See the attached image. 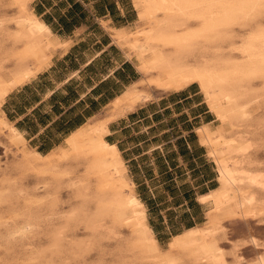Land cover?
<instances>
[{"label": "bare ground", "instance_id": "6f19581e", "mask_svg": "<svg viewBox=\"0 0 264 264\" xmlns=\"http://www.w3.org/2000/svg\"><path fill=\"white\" fill-rule=\"evenodd\" d=\"M14 1L23 9L33 0ZM134 3L137 20L126 28L112 29V39L124 51L127 60L133 62L141 79L112 102L113 113L108 116L107 122L89 120L45 155L28 148L1 112L0 125L4 124L17 140L16 145L22 148L21 158L29 168L54 176L66 168L83 166L96 175L97 189L107 197L106 204L113 206L116 214H123L132 223L137 242L145 248L160 251L146 223L144 206L127 177L120 153L116 146L105 140L108 133L106 125L134 109L133 104H143L155 100L159 94L196 85L209 112L218 122L214 128L205 124L197 132L204 139L203 147L214 164L219 186L199 196L201 204L208 205V222L201 228L186 229L183 236L194 242L205 241L224 216V211L219 208L221 203H231L241 213L253 206L257 202L256 193L264 191L263 175L225 158L224 154L231 150L225 127L235 117L243 118L240 106L247 95V84L264 77V25L260 23L251 28L239 37L237 43L232 41L226 53L220 45L229 39L234 28H246L264 17V0H134ZM15 22L24 48L21 52H14L12 60L7 57L0 60V106L9 93L35 76V59L30 52L66 47V43L58 40L33 12L16 17ZM208 49H211V54ZM214 135L217 140L211 141L208 137ZM78 150H81L80 153L71 154ZM77 183L71 180L68 186L77 187ZM80 185L76 191L88 195L90 183ZM73 216L74 213H69L68 218ZM8 222L3 226L7 227ZM45 222L48 223L47 218ZM33 229L35 225L27 222L9 230L5 237L10 241L22 240ZM62 235V228L57 229L55 240L59 248H64L62 242L65 238ZM180 240L181 236L175 235L170 243ZM249 243L255 249L258 247L252 235H249ZM61 254L62 264H69L64 249ZM256 264H264V250L256 252Z\"/></svg>", "mask_w": 264, "mask_h": 264}, {"label": "rangeland", "instance_id": "374dc122", "mask_svg": "<svg viewBox=\"0 0 264 264\" xmlns=\"http://www.w3.org/2000/svg\"><path fill=\"white\" fill-rule=\"evenodd\" d=\"M30 6L31 3L21 9L14 0H0V60L5 57L12 60L14 52L23 51L24 43L18 38L15 18L32 12ZM260 23L264 25V17L250 23L247 29L234 28L230 36L233 39L229 37L219 44L220 47L226 53L232 41L237 43L239 37ZM233 34L235 36L232 37ZM54 51L30 52L35 59L36 73L48 65ZM241 104L243 118L235 117L225 127L231 150L224 156L242 163L246 170L260 173L264 179V77L247 84V95ZM213 120L212 128L218 126V122ZM98 121L95 122H105ZM208 138L217 140L216 135ZM198 139L203 144L201 135ZM17 143L7 127L1 124L0 264H62L63 249L69 257V264H256V252L264 250V191L256 193L257 202L243 213L235 210L231 203H221L219 208L224 211V216L216 224L215 233L205 241L194 242L183 236L186 229L183 230L182 226L189 217L198 222L193 227L201 228L208 222L209 208L201 204L200 195L197 203L192 202L202 190L199 187L201 180L209 177L215 183L208 184V188L219 186L214 164L207 154L208 161L195 156L191 163H187L185 158H173L172 166L162 161L158 163L155 153L124 163L127 165V177L134 182L133 190L144 206L146 223L161 248L155 251L141 246L132 223L123 214H116L113 206L106 204L107 197L97 189L96 175L83 166L66 168L54 176L31 169L24 164L22 148ZM80 151L71 154L74 156ZM122 157L126 159L124 154ZM141 176L145 177L146 183L140 184ZM71 180L81 183H77V187H69ZM84 182L91 186L86 196L76 191ZM69 213H74L70 219ZM7 222L8 226L4 227L3 223ZM27 222L33 223L35 229L23 241H10L5 237L9 230ZM60 228L65 238L62 242L64 248H59L55 240V232ZM178 229L181 232L176 235L181 236L180 242L170 243L175 236L171 233ZM249 235L255 237L258 249L249 243Z\"/></svg>", "mask_w": 264, "mask_h": 264}, {"label": "crops", "instance_id": "0c3cea01", "mask_svg": "<svg viewBox=\"0 0 264 264\" xmlns=\"http://www.w3.org/2000/svg\"><path fill=\"white\" fill-rule=\"evenodd\" d=\"M30 7L66 47L55 50L43 70L9 93L0 112L29 148L45 155L89 120L107 122L112 102L140 81L141 74L112 39V29L133 24L137 12L134 0H33ZM194 87L133 104L134 109L107 123L105 140L116 146L125 164L153 153L158 163L171 166L173 158L208 161L197 130L214 120ZM140 178V184L146 183ZM214 183L209 177L201 180L193 201L214 189L207 187Z\"/></svg>", "mask_w": 264, "mask_h": 264}, {"label": "trees", "instance_id": "16d2710c", "mask_svg": "<svg viewBox=\"0 0 264 264\" xmlns=\"http://www.w3.org/2000/svg\"><path fill=\"white\" fill-rule=\"evenodd\" d=\"M184 153H187L186 150H185L181 155H183ZM211 188H215V187H211ZM192 202L195 203V202L193 201V199H192ZM187 216H188V214H187ZM197 223H198V222L192 221V220L190 219V217H189V218L187 219V221L184 222V224H183V226H182V229H183V228H184V229L191 228V227H193L194 225H196ZM180 232H181V230L178 229V231L172 232L171 235H176V234H178V233H180ZM171 235H170V236H171Z\"/></svg>", "mask_w": 264, "mask_h": 264}]
</instances>
